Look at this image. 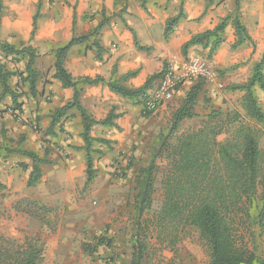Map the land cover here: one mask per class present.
<instances>
[{
    "label": "crops",
    "instance_id": "obj_1",
    "mask_svg": "<svg viewBox=\"0 0 264 264\" xmlns=\"http://www.w3.org/2000/svg\"><path fill=\"white\" fill-rule=\"evenodd\" d=\"M38 1L2 0L0 43L16 49L31 46L36 50L35 61L48 65L44 71L39 67L41 76L46 75L51 82L44 90L41 85L40 92L50 96L52 103L46 104L40 98L38 104L36 101L32 104L31 99L19 100L24 103V117L29 118V121L24 119V123L0 115V216L4 217L10 238H19L22 243L25 238L34 237L39 242L43 250L42 264H106L107 261L99 257V250H89L87 245L92 236L87 232V224L93 220L87 195H92L93 186L86 184L80 113L72 108L57 121L53 118L55 111L73 96L72 89L62 88L60 82L52 78L53 51L66 45L73 36L91 33L101 25L89 42L70 47L65 67L75 81L96 77L104 80L96 85L77 87L82 89L79 105L93 120L101 121L110 113L115 116L113 126L94 125L90 130L92 138L108 141V145L93 144L96 153L106 156L105 160L109 153L131 151L138 146L142 137L140 126L160 110L145 116L141 104L111 93L106 82L135 73L122 83L131 89L141 87L148 77L163 69L169 60L170 47L178 46L181 50L193 35L212 29L215 24L210 25L204 18V0H41L40 7ZM180 7L184 18L165 40V22L175 16ZM34 16L36 30L32 37ZM134 36L147 50L139 51L135 47ZM92 40L101 48L99 60L96 48H89ZM197 50H201L199 46L190 51ZM0 59L9 70L22 68L26 63V59L18 58L20 61L13 65L14 60L4 59L1 51ZM154 83L148 95L155 88ZM10 88L15 90L12 85ZM187 89L188 86L180 88L175 95ZM29 107L36 110L32 117L27 116ZM36 126L40 134L31 130ZM19 151L34 153L42 160L40 178L33 186H28L32 161ZM101 166L98 173L102 174ZM74 223L79 224L77 228ZM104 239L107 244L99 247L106 248L107 257L117 256L119 249H110L109 241ZM74 255L75 262L72 261Z\"/></svg>",
    "mask_w": 264,
    "mask_h": 264
},
{
    "label": "trees",
    "instance_id": "obj_2",
    "mask_svg": "<svg viewBox=\"0 0 264 264\" xmlns=\"http://www.w3.org/2000/svg\"><path fill=\"white\" fill-rule=\"evenodd\" d=\"M235 10L239 9V0H234ZM41 0L38 1V7ZM2 0H0V21L2 17ZM184 18L182 7L179 12L166 20L163 37L168 39L178 22ZM36 17L32 23V37L36 30ZM228 17L221 20L212 29L193 35L181 46L182 55H186L192 47L199 46L208 49L209 54L215 53L222 44V34L226 28ZM237 40L235 46L243 45L249 40L246 30L235 18L232 21ZM101 25L91 33L73 36L66 45L53 51L54 79L60 82L64 89L73 90L72 100L61 109H57L53 118L57 121L63 113L76 108L82 119L83 131L81 133L85 151L86 184L94 178L93 154L94 142L107 144L104 139L90 136L94 125L113 126L112 113L101 120H93L79 105V96L82 92L79 85L92 86L103 83L101 78H82L75 81L65 67L66 55L73 45L89 42V39L98 34ZM134 45L139 51L147 50L140 46L135 36ZM96 48V57H101L100 46L92 40L90 47ZM0 51L5 58L19 62L17 59H26L23 81L28 84L29 91L37 92V73L34 69L36 50L31 46L16 49L6 43H0ZM0 59V101L8 96L13 110H21L18 98L21 97L9 85L16 72L9 70ZM163 69L148 77L145 83L131 89L122 81L133 77L135 73H127L119 80L106 82L109 91L121 98L136 101L142 105L147 102V91L157 84L162 77ZM22 74V73H20ZM204 83L196 82L185 93L182 104L171 117V124L165 136L158 139L159 147L151 157L148 166L140 169L136 179V195L134 197V212L137 220L144 214H149L145 220L144 231L152 229L156 233V240L161 244L168 241L170 249L175 251L176 244L187 231H195L208 256L207 264H264V249L258 251L257 247H250L246 235H264V141L263 133L257 126H264V108L260 105L254 89L262 92L264 103V55L252 70V75L246 83L233 85L229 90L243 91L241 100L242 110L249 119L248 122H229L227 116L223 117L216 111H211L201 125L177 135V131L185 119L196 117L195 106L203 90ZM143 113V112H142ZM144 114V113H143ZM148 116L149 114H144ZM237 116L236 118H238ZM227 135L223 141L217 138L221 134ZM32 161V170L28 178V186H33L40 178L38 159L34 153L19 151ZM156 159L165 162L160 173L161 200L157 207L155 201V179L157 168ZM135 235L132 242L131 264H141L145 245L139 240L140 224L136 223ZM143 228V227H141ZM141 232V229H140ZM99 245L107 244L102 237L97 239ZM43 250L39 242L24 239L22 243L10 241L8 248L0 249V264H42Z\"/></svg>",
    "mask_w": 264,
    "mask_h": 264
},
{
    "label": "rangeland",
    "instance_id": "obj_3",
    "mask_svg": "<svg viewBox=\"0 0 264 264\" xmlns=\"http://www.w3.org/2000/svg\"><path fill=\"white\" fill-rule=\"evenodd\" d=\"M204 4L206 7L204 18L209 21L210 25H217L221 20L228 17L226 28L222 34V44L213 54H209L208 49L200 47L201 50L192 52L190 48L186 55H182L178 46H172L170 47L171 50L168 53L169 60L165 63V67L169 62H180L191 58V56L203 57L212 64L214 73L222 84V88L217 90L211 85L206 86L204 84L194 108L197 116L192 119L183 120L177 131V135L200 126L205 117L213 110L223 117L227 116L229 122L232 120L234 122H248L249 119L245 116L241 106L244 92L229 90V88L233 85L246 83L252 75L254 65L264 55V0H239L238 11L235 10L234 0H204ZM235 18L239 19L249 38V40L240 46H235L237 36L232 27V21ZM12 64L14 65V61H12ZM33 67L37 73V77L35 78L36 88L39 87L40 90L37 89V92L33 94L29 91L28 84L23 81V78L26 76L25 63L22 68L13 69L16 74L15 77L10 79L9 85H12L17 93L21 95L18 101H23L24 99L28 101L31 99L32 104L33 101H36V104H38V98H40L44 103L51 104L52 100H50V96H44L40 92L41 85L43 90L46 89L45 87L47 85H51L46 75L44 77L41 76L42 71L48 65L44 64L43 61L40 63L34 61ZM39 67H41L42 71L39 70ZM52 78L54 77L52 76ZM254 92L260 105L264 108L262 92L256 88ZM185 93L186 91H182L174 95L169 102L160 107V110L158 109L159 112L156 116L143 122L140 126V136H142L139 138L140 143L133 150L127 151L125 149L123 152L109 153L108 159L105 160L103 157L106 156L103 153L93 154L94 179L97 178L99 180L94 182L93 179L90 182L91 186H93V192L92 195H87V201L91 207L93 216L92 222L87 224V232L92 235L87 245L89 250L95 249L96 252L99 250V257L103 261L106 260V264H131L130 252L135 235L136 223L140 224L141 229V232L140 229L137 230L139 231V240L145 245L141 264L208 263L207 251L200 242L197 232L193 230L187 231L176 244L175 251H172L170 249L171 246H168V241H165L164 244L157 242L154 230L150 228L144 231V221L149 218V214H144L141 220H137L134 212L137 175L140 169L148 166L151 157L157 147H159L160 143L158 139H161L167 134L171 124V117L175 110L182 104ZM119 101L121 100L119 99ZM19 104L21 105V110H13L14 107L9 97H4L0 101V115H7L19 123H24V119L29 121V118L24 117V113L26 112L23 108L24 103L19 102ZM34 112L36 110L29 107L27 116L32 117ZM237 116L239 117L236 118ZM257 128L264 135V126H257ZM31 130L37 134L41 133L38 126L35 129L31 128ZM226 137V133L221 134L217 140L221 142ZM261 147L264 149V141ZM100 163H103L102 166ZM100 166L102 169L101 172H103L102 174L98 173L100 172ZM155 166L157 168V175L155 179L156 191L153 196L155 201L154 208L157 207L158 202L161 200L159 182L160 173L165 167V162L161 159H156ZM53 225H57V223ZM78 225L74 223L75 228ZM71 226L73 227V224L70 223L69 228ZM258 232V230H255V236L247 234L246 240H248L250 247L255 246L258 251H262L264 249V235L260 236ZM100 237L106 238L109 241L110 249L118 248L119 254L117 256L112 255L107 257L105 252L106 248L99 247V244L96 242V239ZM27 239L36 241L34 237H27ZM10 241L21 243L19 238L14 239L7 235V227L4 223V217L1 215L0 249L4 247L8 248ZM75 259L77 258L74 255L72 261L75 262Z\"/></svg>",
    "mask_w": 264,
    "mask_h": 264
},
{
    "label": "built area",
    "instance_id": "obj_4",
    "mask_svg": "<svg viewBox=\"0 0 264 264\" xmlns=\"http://www.w3.org/2000/svg\"><path fill=\"white\" fill-rule=\"evenodd\" d=\"M198 81H202L206 86L211 85L217 90L222 88L212 64L203 57L193 56L180 62H169L163 70L162 77L149 94L142 112L153 114L169 102L178 89L185 86L189 88Z\"/></svg>",
    "mask_w": 264,
    "mask_h": 264
}]
</instances>
